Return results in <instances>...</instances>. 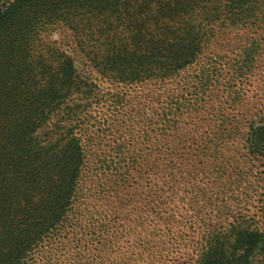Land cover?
<instances>
[{
    "label": "trees",
    "instance_id": "1",
    "mask_svg": "<svg viewBox=\"0 0 264 264\" xmlns=\"http://www.w3.org/2000/svg\"><path fill=\"white\" fill-rule=\"evenodd\" d=\"M260 6L249 0H0V264H41L76 229L99 240L116 237L109 224L124 215L153 234L162 231L181 215V192L190 202H209V181L201 188L191 174L221 137L217 132L208 145L195 143L204 134L188 129L186 120L196 118L192 111L211 76L167 99L164 87L198 62L215 30L261 27ZM58 25L73 36L66 49L43 39ZM76 52L113 84L153 86L146 130L131 140L109 124L118 141L101 160L94 142L107 121L93 113L103 95L78 74ZM245 135L250 153L264 159V119L251 122ZM90 166L103 170L101 187L118 196L100 219L85 212ZM117 203L130 209L120 215ZM244 222L232 216L225 225H208L192 264L264 260V227Z\"/></svg>",
    "mask_w": 264,
    "mask_h": 264
},
{
    "label": "rangeland",
    "instance_id": "2",
    "mask_svg": "<svg viewBox=\"0 0 264 264\" xmlns=\"http://www.w3.org/2000/svg\"><path fill=\"white\" fill-rule=\"evenodd\" d=\"M249 1L261 5V11H264V0ZM72 38L70 31L62 25L43 35L45 41L61 49L69 47ZM207 40L198 62L181 72L173 85H165L164 97L167 99V94H177L179 90L184 91V88L209 80L211 76L209 83L212 86L203 100H196V108L192 111L196 118L186 120L188 129L204 134V138L199 136L195 143L208 145V139L217 132L221 137L216 140L221 143L217 151L195 164L191 174L192 180L195 179L201 188L203 182L209 181L211 190L206 193V197L210 195L209 202H204L201 197L198 203L190 202L189 195L181 192L184 205L179 219L162 231L154 229V234L146 230L147 227L138 225L135 219L130 223L125 215L126 220L122 217L109 224L116 237L109 232L99 240L91 231L76 229L75 233L64 236L59 246L45 253L47 257H40L41 264H192L203 250L205 240L202 237L208 225H225L234 216L251 226L264 227V159L250 153L244 142L249 124L260 125L264 119V24L259 28L233 26L226 31L215 30ZM74 60L78 74L93 81L103 95L93 113L102 124L107 121L94 142L101 160L103 153L118 141V136L111 135L109 124L121 127V131H126L124 137L131 140L136 132L146 130L142 121L149 112L147 100L153 93V86L113 84L77 52ZM91 129L89 127L86 131L88 135L93 132ZM94 159L90 157L89 160L93 163ZM102 172L95 166L86 171L87 182L93 181L87 184V191L90 187L91 190L85 211L93 217L91 219H100V215L105 214L106 205L111 202L110 207H114V201L118 200L114 192L109 195L101 187L104 184ZM182 175L183 179L189 178L184 173ZM124 207L118 203L115 206L120 215L130 209L129 205ZM72 219L77 221L76 216ZM117 223L118 228L115 227ZM77 239L80 240L77 242ZM255 264H264L262 257H257Z\"/></svg>",
    "mask_w": 264,
    "mask_h": 264
}]
</instances>
